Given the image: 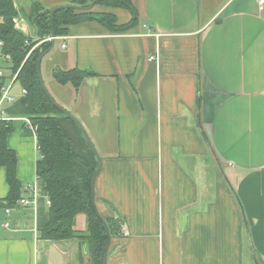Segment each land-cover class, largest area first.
Listing matches in <instances>:
<instances>
[{
	"label": "crops",
	"instance_id": "crops-1",
	"mask_svg": "<svg viewBox=\"0 0 264 264\" xmlns=\"http://www.w3.org/2000/svg\"><path fill=\"white\" fill-rule=\"evenodd\" d=\"M14 1L19 11L32 2ZM47 1L39 0L45 9L69 4ZM131 4L137 18L129 29L70 24L41 60L51 96L79 119L101 158L96 210L122 223L105 264H264V6ZM90 9L112 13L118 24L131 20L125 8ZM18 24L34 34L24 18ZM74 68L85 74L78 87L55 79ZM22 117L13 119L6 144L28 187L37 182L39 151ZM8 191L0 166V200ZM39 208L41 201L36 214L30 206L0 207V264H89L82 238H39ZM74 228L85 232L84 214Z\"/></svg>",
	"mask_w": 264,
	"mask_h": 264
},
{
	"label": "trees",
	"instance_id": "trees-1",
	"mask_svg": "<svg viewBox=\"0 0 264 264\" xmlns=\"http://www.w3.org/2000/svg\"><path fill=\"white\" fill-rule=\"evenodd\" d=\"M91 1L68 2L85 7ZM95 4L125 8L131 13V20L127 24H118L110 12L74 7H64L50 13L41 2L32 0L30 11L25 16L34 32L30 35L15 26L14 19L21 13L15 1L0 0V56L5 62V66H2L5 70L2 84L14 78V83L19 82L26 90L6 111L12 118H28L35 127L39 151L36 176L41 193V208L38 209L37 216L39 238L51 241L82 238L88 242L89 264H103L108 235L92 203L90 186L97 160L74 122L58 110L45 94L37 73L38 57L48 52L53 43V40L45 39L49 36L66 35L68 25L94 20L111 32H122L136 22L137 13L131 0H98ZM6 56L9 59H4ZM84 76L77 68L54 74L61 84L69 82L74 87L79 86ZM12 121L0 120V166L6 169L9 186L7 196L0 200L2 208L18 207L19 199L27 191L15 175V152L6 144V136L13 130ZM45 198L50 202L47 207L43 205ZM80 213L86 216V229L83 233L74 228L75 218ZM104 221L110 237L120 233L121 221ZM79 264H85L82 258Z\"/></svg>",
	"mask_w": 264,
	"mask_h": 264
},
{
	"label": "water",
	"instance_id": "water-1",
	"mask_svg": "<svg viewBox=\"0 0 264 264\" xmlns=\"http://www.w3.org/2000/svg\"><path fill=\"white\" fill-rule=\"evenodd\" d=\"M98 0H92L88 6H79V5H73V4H65V5H59V6H55L52 7L50 10V13H53L55 10L60 9V8H64V7H74V8H79V9H90L91 7H93V5L97 2ZM42 14V12L40 13ZM43 55H40L38 57L37 60V73H38V77H39V81L41 84V87L43 89V91L45 92V94L48 96V98L50 99V101L55 105V107L60 110L64 115H66L68 118H70L74 124L77 126V128L80 130L82 136L84 137V139L86 140L88 146L90 147V149L92 150L93 154L95 155V158L97 160V167L96 170L94 171L91 180H90V186H91V199H92V203L94 205V208L96 210L95 207V190H94V184H95V179L96 176L98 175L101 166H102V161L101 158L95 148V145L92 141V139L90 138L89 134L87 133L86 129L84 128V126L81 124V122L79 121V119L73 114L71 113L69 110H67L64 106H62L60 103H58L49 93L47 87L44 84L42 75H41V60H42ZM97 212V210H96ZM98 213V212H97ZM99 215V214H98ZM100 216V215H99ZM100 219L102 220L104 227L106 229L107 235H108V239H107V243H106V247H105V251H104V256H103V264H105L106 262V258H107V251H108V247H109V243H110V235L108 233V229H107V225L104 221V219L100 216Z\"/></svg>",
	"mask_w": 264,
	"mask_h": 264
},
{
	"label": "built area",
	"instance_id": "built-area-1",
	"mask_svg": "<svg viewBox=\"0 0 264 264\" xmlns=\"http://www.w3.org/2000/svg\"><path fill=\"white\" fill-rule=\"evenodd\" d=\"M258 1V4L262 7L264 6V0H257ZM15 20V26L16 28H19L16 20L19 21L18 18L14 19ZM20 29V28H19ZM55 36L53 37H49L48 40H55ZM0 45H1V42H0ZM63 47L65 45H62ZM2 57L0 56V120H9V119H14L12 117H10L6 110H5V104H12L14 101H15V97L11 94V88H12V85L14 83V78H12V81L8 82V84H2L1 82V79L2 77L4 76L5 74V70L4 68L2 67L1 65V61H2ZM4 59H9V56H6L4 57ZM155 57L154 56H151L149 57V60H154ZM23 94L26 93V90L23 89ZM26 120V124L27 126L29 127V129L35 134V127H33L30 123V121L28 120V118H24ZM37 181V180H36ZM25 189L29 192H30V197H21L19 199V206H24V207H27V206H30L34 209L35 211V214L37 212V207H38V202H39V198L41 197V193L39 191V187H38V184L37 182L34 183V185L32 186H28V187H25ZM45 200V203L46 205H49L50 202L47 198L44 199ZM7 213H10L11 211V208H6L5 209ZM5 226H8L9 224L7 222L4 223Z\"/></svg>",
	"mask_w": 264,
	"mask_h": 264
},
{
	"label": "rangeland",
	"instance_id": "rangeland-1",
	"mask_svg": "<svg viewBox=\"0 0 264 264\" xmlns=\"http://www.w3.org/2000/svg\"><path fill=\"white\" fill-rule=\"evenodd\" d=\"M39 1V0H38ZM45 6H49V1H47V0H40ZM31 5V4H30ZM59 6V5H58ZM94 9H95V7H94ZM29 11H30V6H29V8L27 9V7H25V8H23L22 9V11H21V13H20V15H19V17H18V19H25L26 20V23H27V17H25L28 13H29ZM16 22H17V24H18V20H16ZM25 22V21H24ZM14 23H15V20H14ZM18 26H19V24H18ZM49 37H53V36H49ZM49 37H47L45 40H48V38ZM50 41V40H49ZM54 41V40H53ZM41 43V42H40ZM39 43V44H40ZM1 65L2 66H5V62H3V61H1ZM44 68L45 67H43L42 68V70H43V74H44ZM6 72L8 73V71L6 70ZM41 75H42V73H41ZM42 78H43V76H42ZM43 80H44V78H43ZM6 84H8V81L6 82ZM44 84H45V86L47 87V89L49 90V92L51 93V95L54 97V96H56V93H55V90H54V88H53V86H51L52 88H51V90H52V92L50 91V89H49V85L48 84H46V82L44 81ZM23 88H22V86L20 85V83L19 82H15L14 84H13V87H12V89H11V94L15 97V100H18V98L23 94ZM5 106H6V104H5ZM16 118V117H15ZM24 118H26V117H22V119L24 120V122L25 123H27L26 122V120L24 119ZM91 135L92 136H95V133L93 132V131H91ZM37 156L39 157V155H38V153H37Z\"/></svg>",
	"mask_w": 264,
	"mask_h": 264
}]
</instances>
